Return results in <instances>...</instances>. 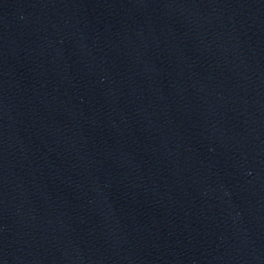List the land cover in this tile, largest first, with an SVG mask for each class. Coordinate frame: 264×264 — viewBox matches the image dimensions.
I'll list each match as a JSON object with an SVG mask.
<instances>
[{
  "label": "water",
  "instance_id": "water-1",
  "mask_svg": "<svg viewBox=\"0 0 264 264\" xmlns=\"http://www.w3.org/2000/svg\"><path fill=\"white\" fill-rule=\"evenodd\" d=\"M0 264H264V0H0Z\"/></svg>",
  "mask_w": 264,
  "mask_h": 264
}]
</instances>
